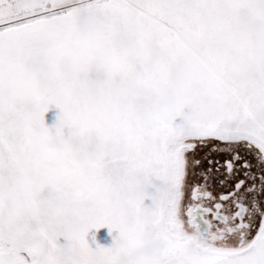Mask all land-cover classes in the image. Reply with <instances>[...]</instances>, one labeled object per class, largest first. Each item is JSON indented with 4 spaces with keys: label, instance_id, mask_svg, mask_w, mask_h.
Masks as SVG:
<instances>
[{
    "label": "snow or ice",
    "instance_id": "6c2138e0",
    "mask_svg": "<svg viewBox=\"0 0 264 264\" xmlns=\"http://www.w3.org/2000/svg\"><path fill=\"white\" fill-rule=\"evenodd\" d=\"M0 264H264V0H0Z\"/></svg>",
    "mask_w": 264,
    "mask_h": 264
},
{
    "label": "rangeland",
    "instance_id": "374dc122",
    "mask_svg": "<svg viewBox=\"0 0 264 264\" xmlns=\"http://www.w3.org/2000/svg\"><path fill=\"white\" fill-rule=\"evenodd\" d=\"M59 109L54 105L50 106L49 111L45 113V122L49 125L54 123L56 114ZM116 234V230H113L111 233L107 226H104L100 229H90L89 233L86 236V239L89 240V243L94 247L97 243L101 245H110L112 243V237ZM63 240V238H61Z\"/></svg>",
    "mask_w": 264,
    "mask_h": 264
}]
</instances>
